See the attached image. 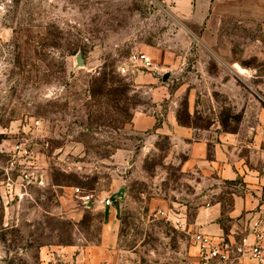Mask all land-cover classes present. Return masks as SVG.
Returning <instances> with one entry per match:
<instances>
[{
  "label": "rangeland",
  "instance_id": "rangeland-1",
  "mask_svg": "<svg viewBox=\"0 0 264 264\" xmlns=\"http://www.w3.org/2000/svg\"><path fill=\"white\" fill-rule=\"evenodd\" d=\"M190 1L0 0V133L8 132L0 141L32 142L48 177L37 191L42 211L26 206L19 225L0 211V264H42L43 247L102 245L110 224L100 202L113 196L105 264H203L194 220L206 203L166 157L167 137L143 149L147 136L133 132L131 120L153 108L149 90L118 71L140 51L166 58L160 75L168 78L159 84L184 123L228 131L252 124L243 115L257 114L264 98V0H212L215 11L204 20L193 17ZM104 75L125 85L119 99L91 96ZM9 158L0 154V173Z\"/></svg>",
  "mask_w": 264,
  "mask_h": 264
},
{
  "label": "crops",
  "instance_id": "crops-1",
  "mask_svg": "<svg viewBox=\"0 0 264 264\" xmlns=\"http://www.w3.org/2000/svg\"><path fill=\"white\" fill-rule=\"evenodd\" d=\"M189 5L196 20L206 19V16L213 13L216 8L212 0L207 2L191 0ZM149 56L156 67L153 69L157 72L147 73L144 68L132 71L137 88L149 90L148 98L152 101L153 108L149 111L139 108L131 120V129L136 134L147 136L146 146L143 148L146 151L152 146L155 149V143L161 136L168 138L171 151L166 157L178 162L180 172L189 176L193 187L200 192L199 199L206 203L199 208L194 220V226L199 233L215 237L225 235L237 244H241L243 240H246L247 244L253 243L255 240L253 225L257 223L264 232V178L261 174L264 170V98L260 100L257 114H252L247 109L243 115V122L248 121L252 124H245L237 131L223 130L221 126L216 129L211 126L202 130L193 125H183L178 120V106L170 100L168 87L159 84L160 76L164 77L167 74L164 72L160 75V70L167 66V60L163 57L157 58L154 54ZM259 89L264 94V83ZM188 109L192 115L194 105H190ZM16 131L11 130L10 134ZM18 141L12 136L1 139L0 154L11 157ZM41 170V167L38 168L37 174ZM36 179L37 183L33 182L27 186L16 185L14 205L8 207L0 203L5 220L10 219L19 225L20 214L26 206H30L33 212L42 211L41 198L38 197L37 191L47 187L48 177L40 172ZM224 184L228 191H225ZM227 197L231 201L228 206L225 201ZM115 200L113 196L111 201L115 203ZM92 204L89 203L90 206L87 204L86 208H91ZM100 204L110 224L104 230L103 244L83 249L43 247L40 249L39 258L42 264H105L109 261L112 256L111 251L107 250V244L115 231L112 225L115 223L117 209L113 205H104L102 201ZM156 205L161 209L166 207L164 201ZM12 208L14 214H11ZM238 262L253 264L249 257H243Z\"/></svg>",
  "mask_w": 264,
  "mask_h": 264
},
{
  "label": "built area",
  "instance_id": "built-area-1",
  "mask_svg": "<svg viewBox=\"0 0 264 264\" xmlns=\"http://www.w3.org/2000/svg\"><path fill=\"white\" fill-rule=\"evenodd\" d=\"M138 67L144 69H151L153 67L151 57L145 52L133 53L127 65H123L118 68V71L122 74H133L130 70ZM35 125H39V122H35ZM18 141L12 151L11 157L8 159L7 166L2 168L0 173V203L4 206L14 205L16 202L15 187L17 184L21 186H27L34 181L33 179L37 175L39 168L38 156L31 146L32 142ZM262 177L264 178V170L262 171ZM37 183V182H36ZM76 191L79 193L80 189ZM80 199L85 201V206L90 203L89 196H81ZM106 206H111V199H107ZM160 215H165L160 211ZM255 240L251 244H247L246 240H243L241 244H237L225 235L221 237H215L208 234L199 233L195 237V247L197 249V255L199 261L203 264L211 263H228L238 261L243 257H249L253 264H264V232L258 227V224H254Z\"/></svg>",
  "mask_w": 264,
  "mask_h": 264
},
{
  "label": "trees",
  "instance_id": "trees-1",
  "mask_svg": "<svg viewBox=\"0 0 264 264\" xmlns=\"http://www.w3.org/2000/svg\"><path fill=\"white\" fill-rule=\"evenodd\" d=\"M125 91V85L121 83V80L117 79V77L104 75L100 79H97V81L94 82L93 88L91 90V96L94 97H107V96H114V99H119L118 97L122 96ZM100 99H98L96 102L99 105ZM188 113V111H187ZM188 116L190 118V115L188 113ZM178 120L183 125H191V123H184L181 120L180 115H178ZM228 199L225 198L226 203ZM231 204V201L229 202V205ZM227 205V204H226ZM2 206V205H1ZM0 206V211H3V207Z\"/></svg>",
  "mask_w": 264,
  "mask_h": 264
},
{
  "label": "water",
  "instance_id": "water-1",
  "mask_svg": "<svg viewBox=\"0 0 264 264\" xmlns=\"http://www.w3.org/2000/svg\"><path fill=\"white\" fill-rule=\"evenodd\" d=\"M76 61H77V67L78 68H83L85 66V61L83 58V55L81 53H79L76 57ZM168 78V74L164 75V80ZM89 205V203H88ZM90 206V205H89Z\"/></svg>",
  "mask_w": 264,
  "mask_h": 264
}]
</instances>
